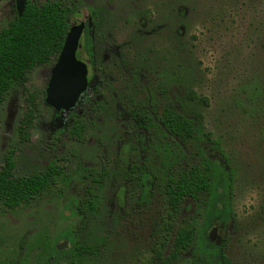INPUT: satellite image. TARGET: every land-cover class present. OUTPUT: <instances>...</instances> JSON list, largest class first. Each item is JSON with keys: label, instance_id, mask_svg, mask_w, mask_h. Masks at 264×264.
I'll list each match as a JSON object with an SVG mask.
<instances>
[{"label": "rangeland", "instance_id": "rangeland-1", "mask_svg": "<svg viewBox=\"0 0 264 264\" xmlns=\"http://www.w3.org/2000/svg\"><path fill=\"white\" fill-rule=\"evenodd\" d=\"M61 1L73 8L70 23L90 20L92 80L74 110L57 114L43 95L53 65L38 66L1 104L0 166L12 150L17 175L41 172L53 160L63 175L32 203L8 208L0 202V264H45L40 245L59 238L58 245L68 241L61 250L68 249V231L77 233L79 245L99 250L78 253L75 264H161L160 243L169 233L162 220L167 140L138 127L130 110L148 107L158 117L184 90L197 95L189 112L203 116L236 170L231 212L207 226L205 199L188 201L177 222L196 227L192 247L170 263L167 249L160 256L165 264H201L215 244L225 243L229 264H264V0ZM15 15V0H0V28ZM29 95L36 111L25 140L19 125ZM74 113L87 120L83 141L66 132ZM204 148L224 165L210 142ZM147 150L148 166L161 176L148 194L132 171ZM103 165L110 174L97 186V208L82 214L78 202L93 183L92 171ZM59 256L58 264H71L72 254ZM51 261L57 264L54 255Z\"/></svg>", "mask_w": 264, "mask_h": 264}, {"label": "trees", "instance_id": "trees-1", "mask_svg": "<svg viewBox=\"0 0 264 264\" xmlns=\"http://www.w3.org/2000/svg\"><path fill=\"white\" fill-rule=\"evenodd\" d=\"M73 8L61 0L45 2L27 1L26 9L22 16L16 15L8 25L0 28V106L6 99L8 92L16 85L25 86L30 79L31 72L38 66L54 65L71 30L69 16ZM99 13V10H96ZM83 49L86 57L79 51L77 56L81 60L93 62L91 38L84 36ZM264 52V40L262 41ZM91 78V76H90ZM46 101V93L43 92ZM169 100L164 110L155 117L148 107H135L130 110L132 118L138 127L146 130L151 136L159 137L167 146L165 159L161 162L162 188L165 197V223L168 238L160 243L162 249L169 252L164 257L168 262L174 261L185 251L192 247L196 237L194 225H179L177 216L181 213L186 203L190 200L199 201L204 198L211 220L218 218L226 220L230 216V202L234 188L236 170L225 157L220 141L213 138L207 131L203 116L199 113L189 112L188 101L197 99V95L189 90L182 91L181 96ZM28 108L20 121L19 132L28 140L34 124L36 104L32 95L26 98ZM58 114V113H57ZM87 121L84 114H72L69 126L66 129L69 138L83 141L86 137ZM210 142L212 147L221 152L225 158L224 165L213 161L206 155L205 142ZM147 150L143 162L136 164L132 171L136 177L143 180V196L148 194L157 180L161 178L157 171L148 166ZM14 151L9 150L5 155L4 163L0 166V202L8 208H16L32 203L57 185L63 175L62 167L51 161L45 170L26 175L15 173L16 161ZM147 156V157H146ZM110 174L109 168L104 166L101 171H92L93 183L89 185L84 197L78 202V209L82 214L94 211L97 208V186H101ZM151 177L149 180L148 178ZM146 192V193H145ZM65 238L70 240L71 247L59 250L54 242L44 240L42 257L45 264H51V257L72 254L71 264L76 263L75 255L78 253L97 254L98 248L87 244L79 245L76 232H69ZM209 244H212L209 242ZM214 245V244H212ZM215 253H207L201 264H229L226 255V244L214 245ZM159 255L161 264L166 261ZM211 258H214L211 260ZM19 264H24L20 262Z\"/></svg>", "mask_w": 264, "mask_h": 264}, {"label": "water", "instance_id": "water-1", "mask_svg": "<svg viewBox=\"0 0 264 264\" xmlns=\"http://www.w3.org/2000/svg\"><path fill=\"white\" fill-rule=\"evenodd\" d=\"M28 0H15V8L18 16H22ZM85 28L83 20H76L71 25L70 33L67 35L64 46L51 69V76L47 84L46 102L57 112H65L76 107L81 95L87 90L88 66L78 59L77 50L80 39ZM214 232L209 235L214 241ZM68 241H64L57 247L59 250L65 248Z\"/></svg>", "mask_w": 264, "mask_h": 264}, {"label": "flooded vegetation", "instance_id": "flooded-vegetation-1", "mask_svg": "<svg viewBox=\"0 0 264 264\" xmlns=\"http://www.w3.org/2000/svg\"><path fill=\"white\" fill-rule=\"evenodd\" d=\"M99 10V13H97L96 12V10ZM92 13L94 14V15H96V17H97V19H99V17L101 16V9L100 8H95V9H93V11H92ZM77 20H79V19H77ZM80 20H83L84 22H85V28H84V31H83V34H82V36H81V39H80V46H79V48H78V50H77V53L79 52V51H81L82 53H83V56L84 57H86L87 56V54L84 52V49H83V41H84V36H86V35H89L90 36V38H91V28H90V20L89 19H87V18H84V19H80ZM76 21V20H75ZM74 21V22H75ZM93 21H94V19H93ZM73 22V23H74ZM71 25H72V23H71ZM94 54V53H93ZM94 56V55H93ZM78 57V56H77ZM79 59V58H78ZM88 58H86V60H82L83 62H85L86 64H87V66H88V79H89V84H90V81L92 80V73H91V66L93 65V62L91 63L89 60H87ZM94 59V58H93ZM81 60V59H80ZM90 76H91V78H90ZM89 84H88V87H89ZM87 90H88V88H87ZM86 90V91H87ZM85 91V92H86ZM84 92V93H85ZM84 93L81 95V97H80V99H79V101H78V103H77V105L79 104V102H80V100H81V98H82V96L84 95ZM77 105H76V107H77ZM75 107V108H76ZM75 108H73L72 110H74ZM164 110V109H163ZM57 112V111H56ZM60 113H62V111L61 112H58V114H60ZM87 121V120H86ZM69 240V239H68ZM70 241V240H69ZM71 244V243H70ZM51 264H53L52 262H51Z\"/></svg>", "mask_w": 264, "mask_h": 264}]
</instances>
